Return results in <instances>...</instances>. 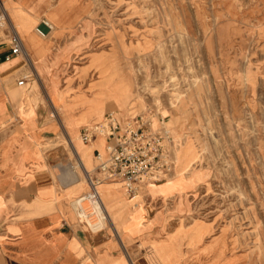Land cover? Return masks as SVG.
Instances as JSON below:
<instances>
[{
  "label": "rangeland",
  "instance_id": "374dc122",
  "mask_svg": "<svg viewBox=\"0 0 264 264\" xmlns=\"http://www.w3.org/2000/svg\"><path fill=\"white\" fill-rule=\"evenodd\" d=\"M38 1L44 8L46 0ZM64 1L65 30L43 37L53 52L77 36L83 42L57 69L62 88L69 99L86 93L104 101L81 126L110 109L123 115L168 109L173 118L181 104L179 123H169L182 143L179 172L190 157L194 164L181 177L202 179L188 190L191 206L183 215L167 201L168 229L197 243L192 248L202 264H264V0ZM41 17L37 23L47 16ZM36 88L35 81L23 87V96ZM112 90L124 102L106 99ZM59 110L55 123L65 118ZM64 134L57 126L45 147L61 144L83 175L70 141H81L80 134Z\"/></svg>",
  "mask_w": 264,
  "mask_h": 264
},
{
  "label": "crops",
  "instance_id": "0c3cea01",
  "mask_svg": "<svg viewBox=\"0 0 264 264\" xmlns=\"http://www.w3.org/2000/svg\"><path fill=\"white\" fill-rule=\"evenodd\" d=\"M3 1L29 59L21 55L5 59L10 46L6 37L0 40V264H202L192 248L197 243L174 238L176 230L165 223L167 201L173 200L170 205L183 215L191 206L188 190L195 189L201 175L181 177L185 173L176 164L170 178L148 183L132 197L117 180L103 179L96 168V150L104 151L106 144L102 136L92 143L70 141L77 154L94 145L90 158L95 167L88 171L92 178L103 179L97 185L99 203L113 223L105 220L102 230L92 231L82 220L76 199L89 191L87 176L73 177L75 159L61 144L45 145L54 142L57 126L63 134L77 135L91 115L100 113L104 101L86 93L69 99L57 72L83 42L77 36L53 52L50 42L35 31L44 13L54 25L53 33L60 36L66 27L64 0L57 4L46 0L44 8L38 0ZM24 75L29 76L28 84L35 81L38 87L29 98L18 85ZM96 86L104 91L103 82ZM42 89L49 99H39ZM55 109L63 112L62 122H53L50 113ZM165 116L170 127L172 112Z\"/></svg>",
  "mask_w": 264,
  "mask_h": 264
},
{
  "label": "built area",
  "instance_id": "2783aa9c",
  "mask_svg": "<svg viewBox=\"0 0 264 264\" xmlns=\"http://www.w3.org/2000/svg\"><path fill=\"white\" fill-rule=\"evenodd\" d=\"M0 28L5 32L10 46L5 59L21 55L28 61L29 55L23 37L12 21L3 0H0ZM48 29H51L50 24L42 19L36 31L43 34L48 33ZM33 74L36 76V73ZM28 77L24 75L18 80V85L29 87ZM166 111L169 110L151 109L123 115L110 109L100 120L81 128V141L92 143L97 136L106 139L104 151L96 150L95 154L98 161L96 168L102 173L103 179L117 180L130 196L137 197L146 184L164 181L174 174L177 164L176 150L180 139H176L167 125ZM56 114L55 109L50 116L56 117ZM86 174L89 191L78 197L76 203L90 230L100 231L104 228V220L113 223L105 207L99 203L97 185L103 179L92 178L89 171ZM83 199L90 203L89 210L81 206Z\"/></svg>",
  "mask_w": 264,
  "mask_h": 264
},
{
  "label": "bare ground",
  "instance_id": "6f19581e",
  "mask_svg": "<svg viewBox=\"0 0 264 264\" xmlns=\"http://www.w3.org/2000/svg\"><path fill=\"white\" fill-rule=\"evenodd\" d=\"M4 4H5V2H4ZM5 6H6V4H5ZM6 8H7V6H6ZM8 9V8H7ZM9 12V11H8ZM10 15V14H9ZM43 19H45V18H43ZM42 20V19H41ZM49 24H50V26H51V29H48L49 30V32L48 33H43V34H39L37 31H36V29H37V26L35 27V31L39 34V35H41V36H43V37H47V36H49L50 35V33L53 31V29H54V25L50 22V20H48L47 18L45 19ZM39 24V23H38ZM27 58V57H26ZM28 59V58H27ZM29 63V62H28ZM51 74V73H50ZM115 84V83H114ZM121 85V84H120ZM123 85V84H122ZM125 90V89H124ZM57 94V93H56ZM127 95V94H126ZM112 99V98H115V100H116V98H117V100H118V102L120 103V102H124V97L122 98L121 96H117L115 93H114V91L112 90V91H108V93L106 94V99ZM55 99V98H54ZM125 101H127L126 99H125ZM182 105L181 104H176V106H175V113H174V117L172 118V120L170 119V121H169V123H173L174 124V122L176 121V123H179V121H178V119H177V117L181 114V113H183L182 111H183V108L181 107ZM124 111V110H123ZM180 113V114H179ZM179 118V117H178ZM174 119H175V121H174ZM176 125V124H175ZM170 127H172V126H170ZM80 134V133H79ZM67 135V134H66ZM179 139H180V137H179V135H176ZM64 137H65V139H66V136H65V134H64ZM177 137H176V139H177ZM94 146V145H93ZM93 146L92 147H90V148H84L85 150L84 151H86V152H81V154L80 153H76L78 150H73V152L72 153H75V155H76V161H77V164H78V167L82 170V173H83V175L86 177L87 176V174H86V172L88 171V170H90L91 171V169H90V162H91V158H90V153H91V151H92V149H93ZM180 146H182V143L180 142V144L178 145V147H177V150H176V155H178L179 153H182V151H181V147ZM78 149V148H77ZM183 150V149H182ZM189 156H190V153L188 154ZM187 157L186 156H184V153H183V157H182V164L184 163V165L186 164L185 163V159H186ZM191 158L189 157V158H187L186 160H187V165L184 167V169L182 170L183 172L182 173H185V174H189V170H191L190 168L193 166V164H194V162H192V160H190ZM189 160V161H188ZM71 174L73 175V177H75V178H77V175H79L78 174V172H77V170H76V168H75V166H74V168H73V171L71 172ZM170 178V177H169ZM168 179V178H167ZM166 179V180H167ZM165 181V180H164ZM80 204H81V206H83L86 210H89L90 209V203L88 202V200H86V199H83V200H81V202H80ZM114 213V212H113ZM81 216V215H80ZM106 219H108V217L106 216Z\"/></svg>",
  "mask_w": 264,
  "mask_h": 264
}]
</instances>
